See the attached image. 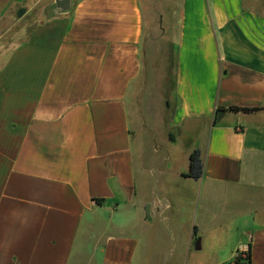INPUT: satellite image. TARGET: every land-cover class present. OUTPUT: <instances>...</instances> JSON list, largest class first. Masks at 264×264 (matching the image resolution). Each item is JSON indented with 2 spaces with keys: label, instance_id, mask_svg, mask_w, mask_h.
<instances>
[{
  "label": "crops",
  "instance_id": "1",
  "mask_svg": "<svg viewBox=\"0 0 264 264\" xmlns=\"http://www.w3.org/2000/svg\"><path fill=\"white\" fill-rule=\"evenodd\" d=\"M57 1L0 0V264H264V0L174 1L170 101L151 1Z\"/></svg>",
  "mask_w": 264,
  "mask_h": 264
},
{
  "label": "rangeland",
  "instance_id": "2",
  "mask_svg": "<svg viewBox=\"0 0 264 264\" xmlns=\"http://www.w3.org/2000/svg\"><path fill=\"white\" fill-rule=\"evenodd\" d=\"M152 2V18L145 1L147 32L143 43L153 90L169 100L174 80L173 14L176 0H148ZM148 10V11H147ZM152 19V21H151ZM196 248V245H195ZM223 259H208L196 254L189 264H223Z\"/></svg>",
  "mask_w": 264,
  "mask_h": 264
},
{
  "label": "trees",
  "instance_id": "3",
  "mask_svg": "<svg viewBox=\"0 0 264 264\" xmlns=\"http://www.w3.org/2000/svg\"><path fill=\"white\" fill-rule=\"evenodd\" d=\"M231 112L238 113V112H244V113H251L256 112L261 109H243L238 107H230L228 109ZM220 111V110H218ZM185 178H191L194 180H200L203 176V162L201 159L200 151L196 150L194 151L190 156V165H189V171L188 173L183 175ZM247 263H250V256L247 258ZM236 263L240 264L241 259L237 257Z\"/></svg>",
  "mask_w": 264,
  "mask_h": 264
},
{
  "label": "water",
  "instance_id": "4",
  "mask_svg": "<svg viewBox=\"0 0 264 264\" xmlns=\"http://www.w3.org/2000/svg\"><path fill=\"white\" fill-rule=\"evenodd\" d=\"M57 5L63 10H69L71 6V0H59L57 1ZM223 114H224V111L220 110L218 114V120L221 119ZM146 212H147V209H146Z\"/></svg>",
  "mask_w": 264,
  "mask_h": 264
}]
</instances>
